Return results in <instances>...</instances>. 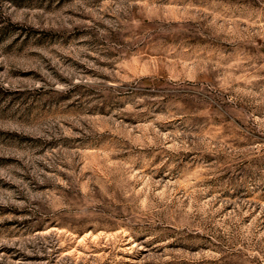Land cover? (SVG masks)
Masks as SVG:
<instances>
[{"label": "rangeland", "instance_id": "rangeland-1", "mask_svg": "<svg viewBox=\"0 0 264 264\" xmlns=\"http://www.w3.org/2000/svg\"><path fill=\"white\" fill-rule=\"evenodd\" d=\"M0 264H264V0H0Z\"/></svg>", "mask_w": 264, "mask_h": 264}]
</instances>
